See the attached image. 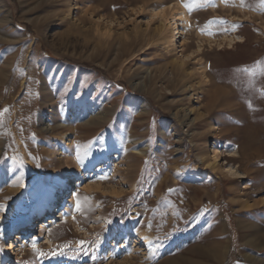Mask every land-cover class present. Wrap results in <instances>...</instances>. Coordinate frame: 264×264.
Here are the masks:
<instances>
[{
  "label": "rangeland",
  "instance_id": "374dc122",
  "mask_svg": "<svg viewBox=\"0 0 264 264\" xmlns=\"http://www.w3.org/2000/svg\"><path fill=\"white\" fill-rule=\"evenodd\" d=\"M0 253L264 264V0H0Z\"/></svg>",
  "mask_w": 264,
  "mask_h": 264
},
{
  "label": "bare ground",
  "instance_id": "6f19581e",
  "mask_svg": "<svg viewBox=\"0 0 264 264\" xmlns=\"http://www.w3.org/2000/svg\"><path fill=\"white\" fill-rule=\"evenodd\" d=\"M185 17H184V14L183 13H178L177 15H175V16H173L172 18H171V20H170V22H168L169 23V27H171V29H173V31L174 32H176L177 31V35H179L180 34V31L182 32V28H183V26H184V24H185ZM174 44H176V46H177V48H181L182 46H181V44H180V41H174ZM81 176V175H80ZM81 180H82V177L81 178H79V179H77L76 181H75V183L77 184V185H75V187H71V186H69V187H71L72 189H75L76 188V186H80V184H81ZM74 183V181L72 182V184ZM82 185V184H81ZM70 188V189H71ZM68 194V196H63L62 197V203L60 204V207H59V209H58V206L59 205H56V204H54L53 205V202H55V201H52L50 198H48V196H47V194L46 193H42L41 195H40V198H39V200H38V203L34 206V208H33V210H32V214H33V217L30 219V221H29V223L31 224V225H34V227H35V223H36V220L34 219V217H37L38 215H40L42 212H44V211H49V212H47V214H45V215H43L42 217H46L44 220H42L41 222L39 221L38 222V224L37 225H39V228L38 229H44V228H48L53 222H54V218L55 217H53L52 215H50V214H53V213H55V214H59L60 212H61V209L63 210V209H68L69 207H70V204H69V202H68V200H69V198H70V196H71V190L67 193ZM61 201V200H60ZM54 207V208H53ZM44 214V213H43ZM62 214H64V213H62ZM33 227V228H34ZM17 228V227H16ZM38 229H36V231L38 230ZM23 230H25V228L23 229ZM13 231H15V230H13ZM16 232V231H15ZM15 235H16V239H17V244H20V246L21 245H24V246H27L28 244L26 243V239L27 238H24V237H19L20 235L18 234V232H16V233H14ZM21 234V236H23V235H26V233H24V231L23 232H21L20 233ZM19 235V236H18ZM12 236V238L14 237V235H11ZM32 237V236H31ZM14 241H12V243H11V245L10 246H7L6 248H5V250L8 252V253H10L11 255H14V252H15V248L13 247V245H14ZM27 244V245H26ZM1 258H2V254L0 253V260H1Z\"/></svg>",
  "mask_w": 264,
  "mask_h": 264
},
{
  "label": "snow or ice",
  "instance_id": "6c2138e0",
  "mask_svg": "<svg viewBox=\"0 0 264 264\" xmlns=\"http://www.w3.org/2000/svg\"><path fill=\"white\" fill-rule=\"evenodd\" d=\"M207 2H208V0H205V3H207ZM222 2L227 5L229 3V0H222ZM241 4H243V0H241ZM183 6L188 8L189 11H191L192 7H199V6H203V5H199V4L198 5H189V4L185 3ZM209 23H211V22H209ZM219 23H224V21L221 20V21H219ZM239 71H245V72L251 73L250 69H240ZM5 111H7V109H5ZM76 207H77V209L80 208L79 202H77ZM33 251H36L35 246H33ZM40 255H44V253H40Z\"/></svg>",
  "mask_w": 264,
  "mask_h": 264
}]
</instances>
